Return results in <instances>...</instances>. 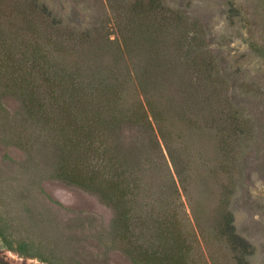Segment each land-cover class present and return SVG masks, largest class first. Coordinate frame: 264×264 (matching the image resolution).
I'll return each mask as SVG.
<instances>
[{"label": "rangeland", "instance_id": "1", "mask_svg": "<svg viewBox=\"0 0 264 264\" xmlns=\"http://www.w3.org/2000/svg\"><path fill=\"white\" fill-rule=\"evenodd\" d=\"M35 1L51 15L0 0V264H148L167 244L187 264H236L224 211L264 264V0H160L183 17L168 28L136 11L151 0ZM113 103L122 122L98 129ZM143 111L150 126L133 122ZM231 111L239 138L213 126ZM100 139L138 186L122 223L61 180L99 171Z\"/></svg>", "mask_w": 264, "mask_h": 264}, {"label": "trees", "instance_id": "2", "mask_svg": "<svg viewBox=\"0 0 264 264\" xmlns=\"http://www.w3.org/2000/svg\"><path fill=\"white\" fill-rule=\"evenodd\" d=\"M32 1L35 2L34 7L40 9L41 12L44 13V15H51L46 7L37 5V1L35 0ZM136 11H158L162 13L165 16L163 18L167 28L171 26L174 21L176 22V19H183L180 13L167 9L164 5L161 4L160 0H151L148 4L145 5L143 2H139L136 5ZM50 18H52V16ZM51 21L53 24L56 23L55 19L53 18L51 19ZM181 26L182 25L179 22V24H177V27L180 28ZM174 27H176V25H174ZM199 39L201 38L199 37L198 41ZM211 69L212 68L209 65H205V76L210 77V74L208 73ZM139 79L140 78L136 76V78L134 79L132 77L131 81L132 88L137 94L140 93L142 88ZM136 81L139 83H137ZM22 95L23 97H25L23 93ZM99 102L96 103H99L100 105L103 104L101 103V101ZM82 103H84L85 106L95 105L94 102L80 101V104ZM107 103L111 102L107 101ZM63 104H66V102H64ZM67 104H69V102H67ZM118 104L119 103H113L114 106L111 107L105 106L99 107L96 110L94 108L91 109V111H93V109L95 110L94 121L96 123L95 125L98 126V129L107 127L106 124L111 125V122H114L113 124L122 122L123 115L121 114V109L119 108ZM33 106L34 105L31 102V107ZM39 106L38 113H41L42 111L44 112L46 104L42 103V106ZM62 109L65 108L62 107ZM148 116V112L143 111V114L133 119V122L137 124L144 122L147 126H150L151 124ZM244 118L245 117L241 116L237 111L227 112L225 118L220 122H217L216 118H214L213 126L217 127L219 132L226 131L229 133V136L234 137L238 135L239 138L247 131V122ZM83 135L85 136L86 134ZM93 148L91 149L93 151L94 158L98 163L99 171L92 170L90 176H80L74 174L73 172L63 170L60 175L61 180L67 186L76 188L88 195L95 197L102 206L106 207L113 213L117 222L122 223L124 222V220L127 221L129 218V210L127 208L128 196L135 192L136 188L138 187L135 186L137 183H132L127 180L126 176L129 175V168H127V166H125V164L122 162L121 156L116 153V143L114 141H110L108 139H100L96 147L94 149ZM167 222L168 221H166L165 224L162 225L156 224V230L163 238H165V243H167V239H170L173 243H175V239L173 238V234L171 233V227L166 228L169 225L167 224ZM218 227L219 234L225 238L232 250L236 264H248L247 256L248 254H251V245L244 238L237 234L234 225V217L231 212L224 211ZM153 252L158 257H151L152 260H148V264H187L173 248V245L171 247L169 246V244H167L166 246L162 247V250L160 252L158 251V249L154 250ZM124 253L132 258L128 251H124Z\"/></svg>", "mask_w": 264, "mask_h": 264}]
</instances>
